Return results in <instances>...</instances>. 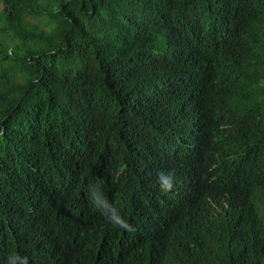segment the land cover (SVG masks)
Listing matches in <instances>:
<instances>
[{
  "label": "trees",
  "instance_id": "16d2710c",
  "mask_svg": "<svg viewBox=\"0 0 264 264\" xmlns=\"http://www.w3.org/2000/svg\"><path fill=\"white\" fill-rule=\"evenodd\" d=\"M0 3V264H264V0Z\"/></svg>",
  "mask_w": 264,
  "mask_h": 264
},
{
  "label": "clouds",
  "instance_id": "9594fccd",
  "mask_svg": "<svg viewBox=\"0 0 264 264\" xmlns=\"http://www.w3.org/2000/svg\"><path fill=\"white\" fill-rule=\"evenodd\" d=\"M103 180L100 183L90 185L87 190V197L89 204L115 228L125 230L127 232L135 231L124 215L118 205L111 202L104 194L101 187ZM157 184L162 193H170L175 187V174L171 171H159L157 173ZM5 264H29V258L22 256L18 252L10 251Z\"/></svg>",
  "mask_w": 264,
  "mask_h": 264
},
{
  "label": "rangeland",
  "instance_id": "374dc122",
  "mask_svg": "<svg viewBox=\"0 0 264 264\" xmlns=\"http://www.w3.org/2000/svg\"><path fill=\"white\" fill-rule=\"evenodd\" d=\"M2 8H3V7H2V4L0 3V12L2 11Z\"/></svg>",
  "mask_w": 264,
  "mask_h": 264
}]
</instances>
